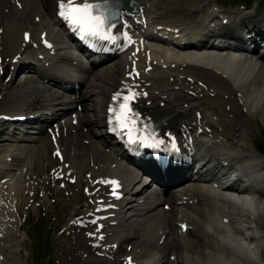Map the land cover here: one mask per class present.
<instances>
[{"label":"bare ground","instance_id":"bare-ground-1","mask_svg":"<svg viewBox=\"0 0 264 264\" xmlns=\"http://www.w3.org/2000/svg\"><path fill=\"white\" fill-rule=\"evenodd\" d=\"M23 2V8H11L10 3L11 0H0V7L3 5L7 8L11 9L10 15L7 17L4 15H0L3 17H6V23L1 24L0 28L5 29V33L3 34L4 40V49L5 50H12L14 49V46L12 44H16L17 46L20 43V37L22 35V31L24 30V27L30 26V24L34 23L35 16H42L41 22L35 24L37 27L36 34H38L39 30L47 29V20H46V13L44 12V7L50 3L51 0H22ZM201 4V0H200ZM180 6L183 9H180L177 6ZM155 14H159L157 16L155 23L159 24L161 23L159 19H162L164 17H173V14L177 11H181L183 13V16H186L187 18L184 20L186 25H192L193 30L192 32L200 33V29L197 26L201 23H203L204 19L206 21V26H210V19H205L206 16L204 14H199L200 12L196 10L197 8V2L195 0H157L155 2ZM264 13V10H263ZM231 21H234L233 16H229ZM255 18L259 20L260 22L264 20V18L260 17L259 15H255ZM33 19V22L31 21ZM200 21V22H199ZM196 22H199V24L196 26L194 25ZM200 24V25H201ZM49 34L51 37L56 38L57 40L60 39L62 36L61 32H59L56 29H52L49 27ZM61 43V41H60ZM18 50V49H17ZM182 61L185 62L187 58H189V61L196 62L198 64H201L200 61H204L202 58H198L195 55H189L188 52H183L181 54ZM161 57H164L161 55ZM67 59V57H64ZM222 61H228L229 63L233 64L232 67H227L229 71L235 77L239 80L240 84L243 86V89L245 91L246 98V104L249 109V113L252 114L253 111L256 112H263L264 113V66L259 65L255 62H249L242 57L238 56L236 53H232L230 55L225 56L222 58ZM207 63V62H205ZM180 66H177L176 68H171L172 72H169L170 75L178 76L175 72L177 68ZM186 69L190 70L192 74L198 73V76L201 78H206L209 80V77L205 75L209 70L206 69L205 72L202 71L203 67L195 65L193 63H189L186 65ZM157 72L162 74L163 76L167 74V72L162 71L160 67H154V70L151 72V75ZM63 73V72H62ZM61 73V74H62ZM102 75H96V80L99 82H102L100 87L98 88L97 92L100 95H105L109 91H111L114 87L115 81L118 80L121 76L122 71L121 67L118 66V62H114L111 65H106L101 70ZM257 74H260L256 77ZM181 81V85H185L187 80L182 78L180 79L178 77L177 83L179 84ZM84 85L86 88H90L91 84L88 80L85 79ZM32 93L38 91V87L34 84L30 85ZM43 90L40 91V94H49V90L46 89V86L42 88ZM23 92L20 93V97L15 101L13 97L9 98L5 101V104L3 105H10L9 109H19L22 107V105L25 102L26 97L29 95L30 92ZM93 95H89L85 93V96L80 102H86V109L87 110H95V106L93 104L88 103V100L92 98ZM254 96V97H253ZM75 112V111H73ZM82 121L84 122V126L88 124H97L95 119L85 118L82 117ZM213 129V128H212ZM98 135V134H97ZM44 144V143H43ZM77 144L79 145V151H81L80 148L83 147L81 143L78 141ZM34 148V147H33ZM44 148H37V151H40ZM34 151V149H32ZM79 151H76L73 155L72 159V165L79 168L81 167V163L79 161V156H81L82 153ZM229 151L232 153V161L234 163V166H237L236 170L241 171L244 175L251 176L253 182H260L262 186H264V158L263 156L253 149L251 145L248 143V136H245V133L243 130L239 131V142L232 146V148L229 149ZM98 154L100 155L99 158L101 162L106 160L108 157H106L100 149L91 143L90 149H87V153ZM10 155V154H9ZM8 155V156H9ZM15 156V154H11ZM84 155V154H83ZM85 156V155H84ZM14 158V157H13ZM217 159V157H213ZM15 160L18 161V159ZM3 164L0 166H8L9 162L7 163L6 159H2ZM112 161V160H111ZM28 160L26 159L25 163H27ZM25 164L21 167L23 169ZM85 166V161L83 164V167ZM82 167V168H83ZM90 171L92 173H96L99 171V168L96 169L95 167H89ZM19 169V168H18ZM35 166L30 167L28 165V170L31 171L29 173V177L26 179L29 183L27 184L26 181L23 183V190L30 189L31 187H27L28 185H34L38 183H46L47 178H43L41 172L42 168H37L36 170ZM115 172L121 173L124 170V166L118 165V167L114 168ZM105 172H112L110 169H104ZM208 171L210 174L213 172L215 175L222 172L221 170L216 171L215 168H209ZM235 170H233V173ZM23 174V171L22 173ZM37 174V176H34ZM39 174V175H38ZM127 185L128 187H131L132 182H135L134 185L137 184L140 181L138 180V176H128L125 175ZM25 179V178H24ZM11 185L10 179L4 183L1 184L3 191L8 192V190L5 188ZM21 191V192H22ZM232 190L225 189L222 192L223 193H229ZM264 191V190H263ZM19 190H17L13 196L15 197ZM233 195H230L231 197L234 196V200L230 201V204L233 206V209H238L239 213L245 212V217L242 216H236L231 213V216L233 220H231V224L224 225L223 223L219 222L217 223V226H213L211 221L208 220L206 222L202 221V218L206 216L207 211L203 208H201L197 212V219L202 221L205 229L206 234L204 237H200V243L193 247V249L190 251L189 255L186 258V261L184 263V260L181 259L179 261V264H247L246 261L250 259V255L254 257L255 264H264L258 260L259 250L256 248H253L252 245L256 244L262 239V236L259 233L260 228H264V198L260 203L256 204V211H257V218L255 221H250L247 218L248 215V209L250 207H254L255 205L246 201L247 196H244L245 201H242L241 196H236L233 192H231ZM261 195L264 197V193H261ZM153 196L151 194H148V201L143 204V208L139 209L136 208L135 212H140V214L135 215L132 220L126 221L124 219V226L127 227L129 230L136 231L135 233L142 234V235H148V242L146 241L142 247L143 249L148 248H155L156 245L151 242V240L156 237V234L159 232V230L163 229L164 231L167 230V228H170V222L169 217L167 214L161 213L162 210H159V204L156 203V201L152 200ZM152 213H155L154 216H152ZM158 214V215H156ZM233 222L234 225V231H233ZM139 225V226H138ZM144 225V229L143 228ZM152 227V228H151ZM151 228V230H149ZM227 230H229L230 234H227ZM117 231L120 232L121 228L118 227ZM128 233V232H127ZM120 234V233H119ZM122 236H125L126 234L122 233ZM158 235V234H157ZM133 239V238H131ZM219 241V248L214 249L212 247L213 241ZM253 241V243H252ZM132 242V241H130ZM168 246L173 248L174 242L171 239H169ZM218 245L216 247H218ZM20 246V240L19 242L13 240L12 241V250L11 253L17 250V248ZM153 251H150L148 253H152ZM147 253V254H148ZM174 253V252H172ZM171 253V254H172ZM93 264V262H92Z\"/></svg>","mask_w":264,"mask_h":264},{"label":"snow or ice","instance_id":"snow-or-ice-1","mask_svg":"<svg viewBox=\"0 0 264 264\" xmlns=\"http://www.w3.org/2000/svg\"><path fill=\"white\" fill-rule=\"evenodd\" d=\"M57 2L58 15L73 29L77 30L82 38L88 40L93 48L97 47L94 41L116 43L121 36L125 46L134 43L127 31L120 32L117 30L114 32L116 25L113 20L120 15L121 0H97L94 3H90L88 0H84L82 3H77L76 0H57ZM124 27H127V25L124 24ZM28 38L29 34L25 33V39ZM136 75L138 76L139 73L137 72ZM125 87H127L126 93L117 91L112 95L115 104L108 108L107 124L109 130L117 135L126 136L129 144L159 148L164 143L163 136H158L154 128L149 131L147 125L142 126L141 113L132 106L133 101L139 95L146 96L147 93H139L127 85ZM173 147L175 148L174 139ZM57 155H59V151H57ZM104 182L108 183V181ZM110 183L117 184L115 180L110 181ZM112 194L117 195L115 191ZM100 227L102 228L103 225ZM96 234L89 233L90 236ZM127 259L129 264H132V258L128 257Z\"/></svg>","mask_w":264,"mask_h":264},{"label":"rangeland","instance_id":"rangeland-1","mask_svg":"<svg viewBox=\"0 0 264 264\" xmlns=\"http://www.w3.org/2000/svg\"><path fill=\"white\" fill-rule=\"evenodd\" d=\"M44 8H46V7H44ZM50 10H51V6L49 5V8L48 9L46 8V13H47V19H48V21H50V18L48 17ZM16 89H18V88H16ZM95 113L98 115V112L97 111ZM95 117H96V115H95ZM73 128H75L74 130L77 131V136H79V133L80 134L83 133V130L81 128H79L78 130H77L76 127H73ZM249 138H250L251 142H254L253 145H256L255 144V142H256L257 144H262L264 146V137L261 136V133H260L259 129L256 126H253V130L250 133ZM78 139L81 142V144L84 145L85 141L82 140L83 138L78 137ZM44 143H46L45 148L47 149L48 156H49L50 149H51V144L49 142V138L44 139ZM30 145L31 146H35L36 144L35 143H32ZM1 147L3 149H7V150H10V151L15 149L14 147H11V146L5 147L4 145L3 146L1 145ZM44 159H46V158H44ZM25 245L27 246V250L30 251V244H29V241L28 240L25 242ZM260 252H261V254L263 255V258H264V248L260 249Z\"/></svg>","mask_w":264,"mask_h":264}]
</instances>
